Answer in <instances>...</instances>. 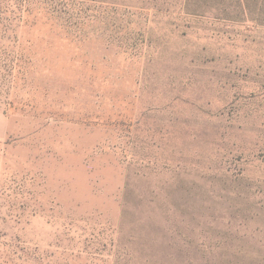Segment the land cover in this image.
<instances>
[{
	"label": "rangeland",
	"instance_id": "1",
	"mask_svg": "<svg viewBox=\"0 0 264 264\" xmlns=\"http://www.w3.org/2000/svg\"><path fill=\"white\" fill-rule=\"evenodd\" d=\"M0 264H264V0H0Z\"/></svg>",
	"mask_w": 264,
	"mask_h": 264
}]
</instances>
